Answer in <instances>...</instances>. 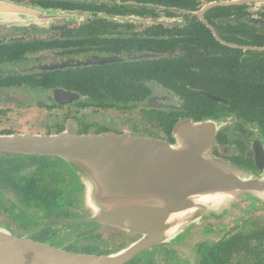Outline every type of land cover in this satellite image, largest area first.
<instances>
[{"label":"flooded vegetation","instance_id":"af4514ba","mask_svg":"<svg viewBox=\"0 0 264 264\" xmlns=\"http://www.w3.org/2000/svg\"><path fill=\"white\" fill-rule=\"evenodd\" d=\"M0 3L42 16L0 26V137L60 134L70 126L79 135L173 144L175 125L219 120L226 125L207 157L264 176L250 145L264 155V119H252L246 86L235 82V61L264 57V0ZM61 169L49 156L0 150V224L16 237L97 257L139 239L90 220ZM247 206L249 212L250 204L235 208ZM150 253L146 264H264V210L241 213L221 230L191 226L176 242L125 264H142Z\"/></svg>","mask_w":264,"mask_h":264},{"label":"water","instance_id":"95a60500","mask_svg":"<svg viewBox=\"0 0 264 264\" xmlns=\"http://www.w3.org/2000/svg\"><path fill=\"white\" fill-rule=\"evenodd\" d=\"M36 16L42 20L40 14L0 3V26ZM225 125L211 119L183 121L173 128V144L79 135L70 126L60 134L0 137L2 151L55 158L68 176L72 200L90 220L139 236L126 249L97 257L16 237L0 224V264H125L151 247L176 242L191 226L220 229L235 204L264 210V176L207 157ZM250 145L263 169V152Z\"/></svg>","mask_w":264,"mask_h":264},{"label":"trees","instance_id":"16d2710c","mask_svg":"<svg viewBox=\"0 0 264 264\" xmlns=\"http://www.w3.org/2000/svg\"><path fill=\"white\" fill-rule=\"evenodd\" d=\"M249 54L251 56L249 61H235L239 71L238 78L241 79L235 82L246 86L242 93L248 103L251 117L261 123V119H264V57L259 53ZM245 70L249 71L248 75Z\"/></svg>","mask_w":264,"mask_h":264},{"label":"rangeland","instance_id":"374dc122","mask_svg":"<svg viewBox=\"0 0 264 264\" xmlns=\"http://www.w3.org/2000/svg\"><path fill=\"white\" fill-rule=\"evenodd\" d=\"M239 169H241V168H239ZM242 203H246V204L249 205V203H247V202H242ZM242 203L235 204V206H236V205L238 206L239 204H242ZM235 206H234V210L232 211V214H231L230 216H228V217L224 220V222H223L221 228L218 229V230H221L222 228H229V227H231L232 225L236 224V219H237V217H238L241 213L247 214V213H249V212H251V211H255V212L260 211L259 209H258V210H254V209L252 208L249 212H247L246 210L248 209V206L246 207L245 210H240L239 208H237V210H236ZM243 211H244V212H243ZM194 226H197V225H194ZM204 226H205V225H204ZM211 228H212V227H211ZM180 237H181V236H180ZM192 248H193V245H192V246H186L185 250H186V252L189 254V253L191 252ZM151 258H152V253H150V254H144V255H142V256L139 258L140 261H139V260H138V261H139V263L146 264V263H148V261H149Z\"/></svg>","mask_w":264,"mask_h":264}]
</instances>
